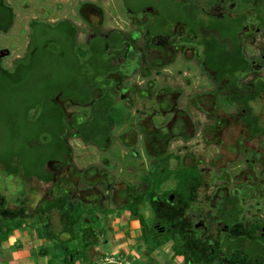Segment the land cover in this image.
<instances>
[{
	"label": "rangeland",
	"instance_id": "obj_1",
	"mask_svg": "<svg viewBox=\"0 0 264 264\" xmlns=\"http://www.w3.org/2000/svg\"><path fill=\"white\" fill-rule=\"evenodd\" d=\"M9 1L14 20L7 31H0V59L7 67L26 54L30 37L28 22L32 19H70L78 28L77 46L82 51L85 37L92 30L121 27L129 39L125 50H112L120 53L122 61L119 69L108 75L113 81L108 91L114 96L117 120L107 146L99 148L92 143H84L70 124L71 114L79 112L86 117L89 105L62 99L57 94L53 100L61 105L66 119L61 138L69 148L67 163L49 161L46 170L52 173V179L48 182L34 176L25 179L20 173L7 175L0 165V193L5 196L7 206L16 208L19 202L26 199L28 213L38 219V224L25 220L17 228L18 232L38 229L37 235L33 237H37L40 243L35 252L32 251V263L38 261V258H33L39 256L44 246L60 240L76 252L85 251L88 257L83 241L79 238L69 241L64 234L58 233L65 223L62 213L70 212L71 218L78 222L74 226L82 230L86 223H90L89 212L106 205L113 206L114 210L115 206L123 203L120 189L127 182L142 179L153 169L159 156L168 157L166 163L169 174L156 189L158 194L154 200L157 206L173 203L172 190L178 188L181 175L193 169L202 174L203 184L198 187L195 201L202 210L199 209L202 216L196 221L202 237L213 238L218 231L225 230L222 223L213 220V212L235 189H238L244 206L245 223L261 221L264 224V135L258 133L251 136L243 121L251 109L258 117L259 125L264 128V94L249 104L226 103L222 85L216 87L211 77L200 67L198 49L181 47L175 37L169 39L167 36H157L150 37L148 41L143 40L139 19L128 11L120 10V0H92L100 5V12L78 6L85 0ZM129 1L134 3L133 0ZM257 4L258 0L249 1L244 8L252 14L253 5ZM231 8H222V11L232 15L239 11L238 5L235 10ZM214 11L220 12L216 2L209 12ZM254 24L255 20L247 27L248 35L242 38L244 52L248 56L264 55V26L254 29ZM174 30L177 37L183 33L181 25ZM157 44L164 49L157 48ZM257 47L258 50L255 49ZM134 49L138 55L128 56V52ZM261 59V65L251 62V73L243 80L247 85L257 76H264V57ZM59 71L57 74H60ZM101 90L96 89L94 96H98ZM156 133H167L171 137L159 139ZM183 135L188 137L184 138ZM7 137V134L2 135L0 132V148L24 155L26 163H31L29 169L37 167L50 156L46 149L30 151L27 146L29 140L24 143L13 141L6 148L9 143ZM64 195L66 198H63ZM111 196L113 199L110 200ZM44 201L53 202L55 206L45 214H40L38 207ZM141 212L147 228L153 218L150 205L143 204ZM113 221L109 220L110 223ZM4 223L10 225L8 221ZM45 226L47 229H44ZM95 228L93 231L98 236L95 241L99 242L103 251L100 257L104 259V255L112 252L113 238L109 237L105 241L100 236V229H107L105 222L98 230ZM45 230L54 234L53 238L42 232ZM142 238L141 232L142 246L156 245L151 240L144 243ZM168 241L173 243V240ZM16 248L15 244L11 250ZM44 254L52 262L50 264H61L60 257H55L52 252ZM132 264L140 262L133 261Z\"/></svg>",
	"mask_w": 264,
	"mask_h": 264
},
{
	"label": "trees",
	"instance_id": "obj_2",
	"mask_svg": "<svg viewBox=\"0 0 264 264\" xmlns=\"http://www.w3.org/2000/svg\"><path fill=\"white\" fill-rule=\"evenodd\" d=\"M0 17L5 19V22H0L2 30L7 31L13 22L12 8L0 10ZM192 22L189 23L190 30L196 32ZM240 23L231 22L229 18L220 23L213 20L209 22L219 29L221 37H234L237 24ZM29 26L31 30L26 54L16 59L10 67L0 59V132L8 135L6 148L13 141L24 143L29 140L27 146L30 151L46 149L50 156L37 167L29 169L31 163H26L24 155L0 148V165L7 175L20 173L25 179L34 176L48 182L52 179V173L46 170V164L51 160L66 164L69 155V148L61 138L66 128L65 114L61 105L53 100L55 95L59 94L62 99H71L80 105L89 104L87 116L74 112L70 116V124L84 143L101 148L107 146L117 114L114 96L106 90L112 83L106 74L115 71L116 67L114 55H107L104 46L109 44L119 48L121 39L115 32L107 36L92 35L88 37L82 51L76 43L77 29L68 20L51 23L32 19ZM201 44L205 64L214 77L217 80L228 77L230 83H235L242 90L240 97L226 95L225 102L248 104L254 100L264 88V82L255 86L253 94L243 92L245 87L239 85L238 77L247 69V61L241 51L236 48L233 53L229 52L226 45L214 36L203 38ZM55 69H59L60 74ZM98 88L102 90L98 96H94ZM243 120L252 136L258 133L264 135V128L251 110ZM157 158L153 169L142 179L127 182L122 189V208L138 218L144 243L155 241L156 245L151 247L154 248L173 240V254L181 255L183 264H264V224L261 221L245 223L244 206L238 189L226 196L213 212V220L222 223L225 230L218 231L213 238H204L195 226L202 216L201 208L195 203L198 187L203 184L202 174L193 169L181 175L178 188L172 190L173 203L157 206L154 200L158 194L156 189L169 174L166 163L168 157ZM25 201L11 208L0 193V243L19 228L25 219L33 216L28 213ZM145 203L150 205L153 213L147 228L141 212V206ZM54 206L53 202L44 201L38 210L40 214H45ZM62 214L65 223L58 233L64 234L69 241L80 238L84 248H87V237H95L90 223H86L82 230H77L74 226L77 222L71 218L70 212ZM4 221L10 222V225ZM147 230L149 235H146ZM43 233L49 238L54 236L46 230ZM60 241L53 244L55 249L65 251L62 264L87 261L85 251L76 252Z\"/></svg>",
	"mask_w": 264,
	"mask_h": 264
},
{
	"label": "flooded vegetation",
	"instance_id": "obj_3",
	"mask_svg": "<svg viewBox=\"0 0 264 264\" xmlns=\"http://www.w3.org/2000/svg\"><path fill=\"white\" fill-rule=\"evenodd\" d=\"M85 1L86 2H84V3H78V6H82L84 8H90L91 10L95 9V10H97V12H100V10H101L100 5L96 4L92 0H85ZM133 1H134V3L133 2L131 3L129 0H120L121 6L119 7V9L124 11V12L128 11V12H130V14L132 16H134V17L136 16L139 19V25H140L139 27L141 29L143 40L148 41V39L150 37L156 38L157 36H167L169 39L171 37H175L178 44H181V47L186 46V47H193V48L198 49L200 51V56H199L200 67L211 77L212 82L214 83V85L216 87H219L220 85H222V88H223L222 92H223L224 99H225L226 95L233 96V97H238V96L240 97L239 93L242 90L235 83H230L228 77L224 78L222 80H217L214 77L213 72L210 71L208 66L205 64V59H204V55H203L204 51H203V46L201 44V40L203 38L208 39V38L214 36V37L218 38V40L221 41V43H224L226 45V48L229 52L233 53L236 50V48H238L241 51L243 57L247 61L246 62L247 69L244 70L242 73H240L239 77H238L239 82H240L239 85L245 87V89L243 91L244 93H252L253 94L255 92V89H256L255 86L262 81L264 82V76H257L256 79L252 80L249 83V85H247L245 82H243L244 77L246 75H248L249 73H251V70H252L251 69V62L254 64H257V65H261V63H262L261 58L264 57V55H261V54H259V55L253 54L255 56L246 55L244 52V47H243L244 44L242 41V38L244 39V37H246V35H248L249 30H247V27L251 24V22H253L255 20L254 29L258 28L259 26H264V0H258L259 4L253 5V7H252L253 13L252 14L247 13L244 7L247 5V3L249 1L255 2V0H237V1H234V0H226V1L225 0H133ZM215 2L217 5H219L220 12L217 13L216 11H214L213 13H210L209 11L214 7ZM230 5H232V6H230ZM236 5L239 6V11H235L236 13L233 15L230 13L222 11V8H227V7H229V8L232 7L231 9L235 10ZM5 7L6 8L11 7L12 8V6H10V1L9 0H0V10L3 11V9ZM242 7H243V9L241 10ZM227 18H229L230 21L234 22V23L241 21L240 25L237 24L238 29L235 30L236 33H235L234 37H231V36L230 37L229 36L221 37L220 33H219V29L217 27H215V26L213 27L209 24L210 20L215 21V23L216 22L220 23L221 21H224ZM62 19L68 20L71 23H73L68 18H60V19H56L55 21H48V22L53 23V22H56V21L62 20ZM13 20H14V17H13ZM41 21H47V20H41ZM191 21H193L192 23L196 27V32H192L190 30L189 23ZM0 22H5V19L0 17ZM29 22H28V27H29V33H30L31 28L29 26ZM178 25L182 26V31H183V33L180 34L179 37H177L175 35L176 32L174 30ZM74 26L76 27L77 33H78L77 26L75 24H74ZM2 27H3V25L0 24V31L5 32L2 30ZM112 32L117 33L118 36L120 37V39H121L120 47L116 48V47L111 46L109 44H105L104 52L107 55H114L113 57H114V62H115V67H116L115 71H117L121 65L122 57H121L120 53L112 52V50L113 51H121V50L126 49L129 39H128V36L126 35V33L124 32L123 28L113 27V28H109L107 30H92L86 35L84 44L86 43L88 37H90L92 35L99 34L102 36H107L108 34H110ZM205 32H208V33L204 34ZM77 33H76V43H77ZM27 46H28V43H27ZM156 47L164 49V47L162 45L157 44ZM255 49L258 50L259 47L255 48ZM263 51H264V49H263ZM136 55H138V51L135 49L133 51L128 52V56H130V57H134ZM250 60H252V61H250ZM115 71L109 72L106 74L107 77L111 80V82H113V81L108 75L111 73H114ZM224 83H225V85L223 86ZM111 85H112V83H111ZM110 86H108L106 88L107 91H108V88ZM263 94H264V88H262L259 91V94L254 98V100L262 97ZM254 100H251V101H254ZM235 102L241 103L238 101H235ZM235 102H229V103L232 104ZM242 104H245V103H242ZM249 110H251V109H249ZM249 110H248V112H249ZM252 112L254 113V111H252ZM247 130H248L249 134L252 136V134L250 133V131L248 129V126H247ZM156 137H158L159 139H166V138H170L171 135H169L167 133H156ZM183 137L187 138L188 136L183 135ZM93 145H95V144H93ZM99 148H101V147H99ZM66 163H67V159H66ZM122 189H120L121 194H122ZM111 199H113V196L110 197V200ZM107 201H108V199H107ZM123 203H124V201H123ZM123 203L120 204L121 207H122ZM109 207H111V205H106L103 208L100 206V209H98V210H101V209L106 210ZM195 226L197 227L196 223H195Z\"/></svg>",
	"mask_w": 264,
	"mask_h": 264
},
{
	"label": "crops",
	"instance_id": "obj_4",
	"mask_svg": "<svg viewBox=\"0 0 264 264\" xmlns=\"http://www.w3.org/2000/svg\"><path fill=\"white\" fill-rule=\"evenodd\" d=\"M107 210L108 208L106 210L101 209L89 212L88 220H90V225L92 224V230L97 225L98 227H101L104 225V222L106 223L107 229L103 231L101 228L100 236L105 241H107L109 237L113 238L111 240L113 246L112 252L110 254H106V252H104L106 254L104 255L105 257L103 256L104 259L100 257L102 256L103 251L98 244L99 242L97 243V241H95L98 236L94 233V238L89 236L86 239V241L89 242L86 248L88 255L87 261L82 262L77 260L74 264H123V262L132 264L133 261H137L138 263L140 262V264L184 263V259L181 255L173 254L172 241L163 242L158 246H154V248H151L154 244H151L149 247L146 244L145 246H142L140 226L138 223L139 220L137 217L131 215L126 209H123L119 205L115 206L114 210L112 208L109 211ZM112 219L114 221L110 223L109 220ZM25 220H27V222L34 223V225L36 223L38 224L36 216H30ZM76 225H78V222ZM98 227H96L95 230H98ZM121 229L125 230L120 231ZM37 231L38 229H26L24 232H18L17 229L13 230V232L8 236V239L0 243V262H6V264H50L52 262H50V259H47L44 254L50 252H52L55 257L63 259L65 251L55 249L53 244H49L41 249L38 257L33 258L34 260L38 258V261L36 263L31 262V256L33 254L32 251L35 252V249L40 243V240H38L37 237H33ZM79 240L82 241L80 238ZM72 241H77V239ZM15 244L17 248L15 250H11V247ZM127 254L130 256L128 257ZM106 258L113 259V262H105Z\"/></svg>",
	"mask_w": 264,
	"mask_h": 264
},
{
	"label": "built area",
	"instance_id": "obj_5",
	"mask_svg": "<svg viewBox=\"0 0 264 264\" xmlns=\"http://www.w3.org/2000/svg\"><path fill=\"white\" fill-rule=\"evenodd\" d=\"M105 262H113V259H111V258H106V259H105Z\"/></svg>",
	"mask_w": 264,
	"mask_h": 264
}]
</instances>
